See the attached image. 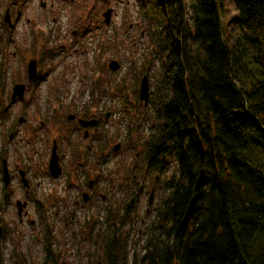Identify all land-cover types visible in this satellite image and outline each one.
Returning <instances> with one entry per match:
<instances>
[{
	"label": "rangeland",
	"instance_id": "1",
	"mask_svg": "<svg viewBox=\"0 0 264 264\" xmlns=\"http://www.w3.org/2000/svg\"><path fill=\"white\" fill-rule=\"evenodd\" d=\"M182 1L187 11L189 0ZM224 5L221 22L225 41L229 47L241 44L247 54L243 30L234 21V5L231 0H225ZM7 7L13 15L17 10L19 13L11 29L6 22L0 28V53L4 55L0 200L5 195L0 226L8 229L7 234H0L3 264H43L46 228L57 264H101L91 228L101 221L109 204H120V187H130V183L125 184L131 172L137 175L132 169L138 164L134 154H139L140 147L135 144L148 132L154 112L149 100L159 78L162 43L153 41L154 30L147 26L136 0H0V17ZM107 9L111 15L106 25L102 15ZM171 40L181 46L179 36ZM31 59L36 60L39 74L35 83L27 80ZM111 61L118 63L117 71L109 68ZM143 76L149 85L145 106L139 99ZM18 83L26 85L24 96L11 100L12 88ZM71 115L74 119L67 120ZM85 116L100 119L96 136L88 140L83 139L76 123ZM53 142L61 168L56 179L48 172ZM116 144L120 148L114 152ZM100 145L103 161L100 151L95 155ZM4 159L10 175L7 187L2 180ZM173 166L170 160L166 175ZM20 170L27 189L21 183ZM142 176L136 178L141 189L136 223L120 230L124 236L129 234L127 264L139 250L134 240L142 237L139 246L144 240L141 230L153 218L158 190L163 187V177L155 182L150 175ZM89 181H96L95 191L91 200L83 202L81 195L87 193ZM152 187L156 191L148 206ZM16 201L25 203L21 217Z\"/></svg>",
	"mask_w": 264,
	"mask_h": 264
},
{
	"label": "trees",
	"instance_id": "2",
	"mask_svg": "<svg viewBox=\"0 0 264 264\" xmlns=\"http://www.w3.org/2000/svg\"><path fill=\"white\" fill-rule=\"evenodd\" d=\"M136 2L163 57L148 132L135 144L137 175L91 228L101 264L128 263L129 234L120 230L136 223L138 175L163 177V187L131 264H264V0H231L247 54L225 41V0H189L187 11L182 0ZM201 170L195 211L182 228ZM7 230L0 226L1 235ZM45 231L43 264H57Z\"/></svg>",
	"mask_w": 264,
	"mask_h": 264
},
{
	"label": "water",
	"instance_id": "3",
	"mask_svg": "<svg viewBox=\"0 0 264 264\" xmlns=\"http://www.w3.org/2000/svg\"><path fill=\"white\" fill-rule=\"evenodd\" d=\"M43 6H44V4L42 5V7ZM110 15H111L110 9H107L105 11V13H103V15H102L103 21L106 25L110 21ZM4 21L8 24V27H11L8 11H6V13L4 15ZM118 67L119 66H118V63L116 61H111L109 64V68L111 69V71H117ZM36 77H37L36 60L32 59L27 64V80H28V82H30V81L34 80ZM25 89H26V87L23 84L14 85L12 88V93L10 95V99L11 100L22 99L24 96V93H25ZM148 97H149V85H148L147 78L145 76H143L141 79L140 85H139V99H140V101L143 102L144 106L147 105ZM72 119H74V116H72V115L67 118V120H72ZM21 121H22V119L20 118L18 122H21ZM78 124L82 128L95 127L96 126V120L95 119H91V120L79 119ZM119 148H120V145L116 144L113 146L112 150L114 152H116L119 150ZM48 172L53 179L58 178L61 174V168L58 164V156L56 155L55 143H53V146L51 148V156H50V159L48 162ZM18 173H19L23 187H25L27 189L28 183H27V180L25 179L24 172L20 170V171H18ZM203 178H204V171L201 170L199 173V176L196 180V183H195V194L191 198L187 208L185 209V212H184L182 220H181L182 228H185L188 225V223L190 222V220L194 214L195 206H196V202H197V198H198V193L202 187ZM9 179H10V175H9V171H8V168L6 165V160L4 159V160H2V180H3V186L4 187H7L8 183H9ZM82 199L84 202H86L88 200V195L83 194ZM152 201H153V194H150L148 204H151ZM15 205L17 208V215L19 217H21L23 209L25 208V203H21L20 201H16ZM24 214H25V212H24Z\"/></svg>",
	"mask_w": 264,
	"mask_h": 264
},
{
	"label": "flooded vegetation",
	"instance_id": "4",
	"mask_svg": "<svg viewBox=\"0 0 264 264\" xmlns=\"http://www.w3.org/2000/svg\"><path fill=\"white\" fill-rule=\"evenodd\" d=\"M6 11H8V14H9V20H10V23H11V27H8V24H6V27L8 28V29H11L12 27H13V23L16 21V15H18V13L19 12H15V15H13V13H12V11L10 10V9H8V7L4 10V15H5V13H6ZM4 15H3V17H0V28H2V23H3V25H5V21H4ZM1 47V46H0ZM3 50H4V48H3ZM3 57H4V55L2 54V53H0V87H1V83H2V80H3V74H4V71L1 69L2 68V64H1V61H2V59H3ZM32 60V59H31ZM28 64V63H27ZM27 68V67H26ZM38 79H39V74H38V72H37V77L34 79V80H32V81H30L31 83H35L36 81H38ZM19 84V83H18ZM16 85V84H15ZM24 85V84H23ZM25 87H26V85H25ZM26 90V89H25ZM15 100H17V99H15ZM79 119H82V120H91V119H95L96 120V126L95 127H87V128H82L79 124H78V120ZM76 123H77V125H78V129L79 130H82V132H83V139L84 140H88V139H91V138H93L94 136H96V135H93V134H95V133H97V126H99V123H100V119H99V117H95V118H92V117H83V118H77L76 119ZM53 143H55V142H53ZM53 143H52V146H53ZM86 149L87 150H90V146H86ZM59 159V158H58ZM157 178V177H156ZM94 182L93 181H89L88 182V184H87V193H85V192H83L82 193V195L83 194H87L88 195V200H91L93 197L91 196L93 193H94V191H95V187H94ZM155 191H156V188L155 187H152L151 189H150V191H149V196H150V194H153V197H154V193H155ZM81 195V196H82ZM101 199L102 200H104L105 199V197L104 196H101ZM87 200V201H88ZM86 201V202H87ZM84 202V201H83ZM152 203H153V201H152ZM152 203L151 204H148V202H147V205L148 206H151L152 205ZM154 206H155V204H154ZM149 208H147L146 209V212H149Z\"/></svg>",
	"mask_w": 264,
	"mask_h": 264
}]
</instances>
